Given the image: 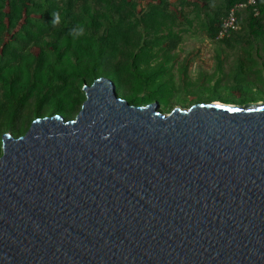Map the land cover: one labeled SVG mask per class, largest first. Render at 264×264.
I'll return each instance as SVG.
<instances>
[{
	"label": "water",
	"instance_id": "water-1",
	"mask_svg": "<svg viewBox=\"0 0 264 264\" xmlns=\"http://www.w3.org/2000/svg\"><path fill=\"white\" fill-rule=\"evenodd\" d=\"M83 91L2 136L0 264H264V103Z\"/></svg>",
	"mask_w": 264,
	"mask_h": 264
},
{
	"label": "trees",
	"instance_id": "trees-1",
	"mask_svg": "<svg viewBox=\"0 0 264 264\" xmlns=\"http://www.w3.org/2000/svg\"><path fill=\"white\" fill-rule=\"evenodd\" d=\"M244 2L0 0V155L4 134L24 135L38 117L74 118L86 99L84 84L99 77L110 79L131 104L165 102L164 112L172 100L185 102L190 95L197 97L194 103L264 98V0L239 9L240 30L217 40L222 18ZM190 13L209 40L245 54L230 76L233 85L175 86L167 53L179 46L175 29L181 18L192 23ZM221 89L232 91L224 95Z\"/></svg>",
	"mask_w": 264,
	"mask_h": 264
},
{
	"label": "rangeland",
	"instance_id": "rangeland-1",
	"mask_svg": "<svg viewBox=\"0 0 264 264\" xmlns=\"http://www.w3.org/2000/svg\"><path fill=\"white\" fill-rule=\"evenodd\" d=\"M139 1L146 4L148 0ZM171 1L173 4H178V0ZM188 19L192 20L191 24L181 18L182 24L175 29L176 31H180L181 42L179 46L176 50L167 53L169 58V73L173 77L175 86L183 88L187 85L186 82H188L193 83L195 86L202 85L207 87L212 86L218 80H220L221 87L233 85V79L230 76L233 74L232 71L237 59L245 57L242 49H232L223 43L212 42L204 34L199 20L194 19V14L190 13ZM219 63H221L220 70L218 68ZM187 88L193 90L192 86H187ZM230 91L232 90L221 89L224 95L226 93L229 94ZM227 99L229 101L227 103L229 104L242 105L232 97ZM195 100H197V97L191 95L185 102L172 100L169 109L172 110L177 107L188 108ZM248 103H264V98H258L256 101ZM166 105L164 102L160 107L164 108Z\"/></svg>",
	"mask_w": 264,
	"mask_h": 264
},
{
	"label": "built area",
	"instance_id": "built-area-1",
	"mask_svg": "<svg viewBox=\"0 0 264 264\" xmlns=\"http://www.w3.org/2000/svg\"><path fill=\"white\" fill-rule=\"evenodd\" d=\"M256 3L257 0H246V2L237 4L233 8H231L229 13L221 20L217 39L223 40L229 38L233 32L239 31L241 27L238 23L237 11L239 9L246 8L247 6L255 5ZM257 13L258 12H256V14Z\"/></svg>",
	"mask_w": 264,
	"mask_h": 264
}]
</instances>
